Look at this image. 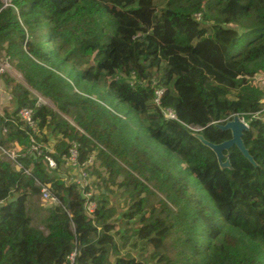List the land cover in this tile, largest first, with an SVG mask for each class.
Listing matches in <instances>:
<instances>
[{"label":"trees","instance_id":"16d2710c","mask_svg":"<svg viewBox=\"0 0 264 264\" xmlns=\"http://www.w3.org/2000/svg\"><path fill=\"white\" fill-rule=\"evenodd\" d=\"M9 1L0 51L54 108H34L33 133L18 111L36 97L13 82L0 111L20 165L0 153V264H264V0ZM233 115L256 166L233 146L220 169L192 135L228 139L215 124ZM71 140L95 156L97 195L61 177ZM45 184L57 203L28 204Z\"/></svg>","mask_w":264,"mask_h":264},{"label":"built area","instance_id":"2783aa9c","mask_svg":"<svg viewBox=\"0 0 264 264\" xmlns=\"http://www.w3.org/2000/svg\"><path fill=\"white\" fill-rule=\"evenodd\" d=\"M3 2H5V4H7V0H2ZM196 15V18L198 19L199 18V13L195 14ZM5 65H7L8 67V64L5 63ZM5 65L0 67V75H1V72L3 71V69L5 68ZM256 74L257 73H254L250 79L253 81L254 83V80H256ZM262 82H264V80H261ZM163 93V90L162 89H156L155 90V96H154V101L156 103H159V98L160 96L162 95ZM36 97V96H35ZM36 99H38L36 97ZM38 105L39 104H44V102L42 103H37ZM33 110H34V107H30V106H25V107H21L18 111V114L20 116V118L28 125L30 126V128L33 130V133L35 132L36 130V125H35V122L33 120ZM164 114L167 118H175V114L173 112V110H171L170 108L166 109L164 111ZM254 116H257V114H254ZM243 122L247 123V121L241 116L239 117ZM191 130L194 131V130H198L200 129V127L198 126H190ZM78 144L75 142V141H71L69 146L67 147V150H66V154L64 155V163H63V166H71L72 168L74 169H77L78 170V174H79V177H80V180L81 181H85L87 180V176H88V168L94 163V160L92 161V156H89L86 160V164H87V172H85L83 170V168L80 166L81 164L79 163L78 161ZM42 145L41 144H38L35 142L34 140V136L33 134L30 135V153L31 154H34L35 156L40 154L41 151H42ZM48 149V148H47ZM0 153L9 158L11 161H12V164L16 167H20V165L15 161V154L9 150H4V149H0ZM44 160L47 164V166L49 168H52L54 169L55 168V161L53 160V158L49 155H45L44 156ZM27 172V170H25ZM34 182L39 184L38 181L36 179H34ZM40 200L41 202L45 203L46 201H52V202H55L57 203V199L51 195L50 193V190H49V184H45V185H41V188H40ZM95 207V203L94 202H86L85 204V210L87 211V213H90L93 211ZM69 259L72 261L73 260V253H71V255L69 256Z\"/></svg>","mask_w":264,"mask_h":264},{"label":"water","instance_id":"95a60500","mask_svg":"<svg viewBox=\"0 0 264 264\" xmlns=\"http://www.w3.org/2000/svg\"><path fill=\"white\" fill-rule=\"evenodd\" d=\"M215 127L222 131H229L230 137L228 139L214 143L205 139L199 132V129L192 131V135L202 145L208 147L212 151L220 169H231L228 151L233 146L237 148V150L246 160H248L253 166H256L253 157L243 143V135L245 132L249 131V125L247 123L243 122L238 115H233L230 119L222 123H216ZM1 129L2 128L0 126V137L2 135ZM62 177H64V174L62 175ZM14 199L15 197L11 198L9 201H12Z\"/></svg>","mask_w":264,"mask_h":264},{"label":"rangeland","instance_id":"374dc122","mask_svg":"<svg viewBox=\"0 0 264 264\" xmlns=\"http://www.w3.org/2000/svg\"><path fill=\"white\" fill-rule=\"evenodd\" d=\"M1 2H2V4H3V7L4 6H9V5H11V3H10V1L9 0H7V4H5V2H3L2 0H1ZM2 53L0 52V55H1ZM3 59H4V57H3ZM3 59L2 58H0V67H2V66H4L5 65V63H7V60L5 59V62L3 61ZM11 65H8V67H7V65H5V69H4V72H7L8 70H11L9 67H10ZM7 69V70H6ZM15 70V69H14ZM9 72H12V71H9ZM5 74V73H4ZM13 75H12V81L10 80V81H4L3 79H0V101H2V100H4V99H6V94L4 93V91H7V89L9 90V93L12 91V90H14V84L15 83H13V82H18V83H23L24 85H26V87L27 88H30L27 84H25V82H24V80H23V78L21 77V75H20V73L19 72H13L12 73ZM140 76H142V75H140ZM256 80H254V83H257V84H260L261 86H263L264 87V82H262L261 80H264V71H262V72H260V73H257L256 74ZM128 79H130V80H134V78H131V77H128ZM30 91H31V93L32 94H34L38 99H36V101H35V103H34V108L35 107H38L39 105H43V104H37V103H42V102H44V104L45 105H50V106H52V108H54V106L47 100V99H45V97L44 96H42V95H40L38 92H36L35 90H33V89H31L30 88ZM120 111H121V109H123L124 107H117ZM64 118L68 121V122H70V124L71 125H75V124H73L72 123V121L69 119V117L68 116H64ZM26 126L27 127H29L30 128V126H28L27 124H26ZM31 129V128H30ZM71 141H75L77 144H78V161H79V163L81 164L80 166L83 168V170L85 171V172H87V164L85 163L86 162V160H88L87 158L89 157V156H92V161L93 160H95V156H94V154L93 153H91V154H89L84 160H80V158H79V143L76 141V140H71ZM70 141V142H71ZM70 142H69V144H70ZM69 146V145H68ZM72 170H76V175L78 176V178L80 179V177H79V174H78V170L77 169H74V168H72L71 166H66V168H65V170H64V172H66V174H68V172L69 171H72ZM26 172V171H25ZM63 174H65V173H61V177H62V175ZM66 174L64 175V177H62V179H65V180H67V182L68 181H74V182H76L77 184H78V186L81 188V187H83V186H85V185H89L90 187H91V189H90V191H88V192H86L85 194H84V196L85 197H91L92 196V194H94V195H97L98 193H97V190L95 189V187L93 186V184L91 183L92 181H90V179H91V176H88V179L86 180V181H76V180H74V175H72L73 176V178H71L69 175H68V178H66ZM94 175V174H93ZM93 188V189H92ZM37 197V196H36ZM40 197V196H39ZM38 198V197H37ZM38 200L39 201H41L40 200V198H38ZM118 205H119V202H121L122 201V197L120 196V197H118V199H115L114 200ZM89 202H93V200H89ZM118 213H120L119 211H118ZM43 231H46V229L45 228H43L42 229ZM169 242H170V240H168ZM129 244V243H128ZM126 250V249H125ZM124 251V250H123ZM136 255H138L139 253L138 252H136L135 253ZM144 254H146V252H144Z\"/></svg>","mask_w":264,"mask_h":264},{"label":"crops","instance_id":"0c3cea01","mask_svg":"<svg viewBox=\"0 0 264 264\" xmlns=\"http://www.w3.org/2000/svg\"><path fill=\"white\" fill-rule=\"evenodd\" d=\"M1 52V51H0ZM2 53V52H1ZM3 53L0 55V58H2L3 59ZM5 58V57H4ZM3 61L5 62V59H3ZM7 64L8 65H10L8 62H7ZM11 70H8L7 72H4V69H3V71L1 72V75H0V79H3L5 82L6 81H9V79H12V73L13 72H15V70L13 69V67L12 66H10L9 67ZM7 70V69H6ZM9 71H12V72H9ZM5 73V74H4ZM6 76H8V80L6 79ZM13 91V90H12ZM12 91L9 93V90L7 89V91H4V93L7 95L6 96V99H4V100H2V101H0V111L1 112H8V113H10L11 111H13L14 109H16V107H17V103H16V99L14 98V94L12 93ZM16 149H15V147H14V144L13 143H9V151H11V152H13L14 153V151H15ZM15 154V153H14ZM5 157V156H4ZM13 165V164H12ZM91 167V166H90ZM90 167L88 168V176H91V179H90V181H92L91 183L93 184V186H94V184L97 182V178L94 176V175H92V174H90ZM62 168H63V170H65V166H62ZM68 174H69V176L71 177V178H73V176L72 175H74V180H76V181H79L80 179L78 178V176L76 175V170H72V171H69L68 172ZM87 176V177H88ZM88 179V178H87ZM81 181V180H80ZM86 181V180H85ZM93 189V188H92ZM38 197V196H37ZM36 196H30L29 198H28V204H31V203H36V204H38V202H39V200H38V198H37ZM27 204V205H28Z\"/></svg>","mask_w":264,"mask_h":264},{"label":"clouds","instance_id":"9594fccd","mask_svg":"<svg viewBox=\"0 0 264 264\" xmlns=\"http://www.w3.org/2000/svg\"><path fill=\"white\" fill-rule=\"evenodd\" d=\"M239 117H241V116H239ZM230 119V118H229ZM228 120V119H227ZM247 121V120H246ZM247 124H248V122H247ZM1 132H2V129H1ZM32 155H34V154H32ZM3 156V155H2Z\"/></svg>","mask_w":264,"mask_h":264}]
</instances>
